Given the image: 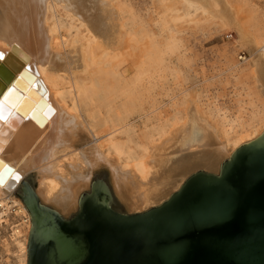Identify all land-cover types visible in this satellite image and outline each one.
I'll list each match as a JSON object with an SVG mask.
<instances>
[{
    "label": "bare ground",
    "instance_id": "1",
    "mask_svg": "<svg viewBox=\"0 0 264 264\" xmlns=\"http://www.w3.org/2000/svg\"><path fill=\"white\" fill-rule=\"evenodd\" d=\"M162 3L164 14L172 16L165 27L170 23L174 29L189 18L188 12L173 16L179 12L174 7L183 6L205 20H216L222 29L237 28L240 43L247 38L224 0ZM123 14L124 9L116 8L112 0H0V54L4 56L0 77L11 76V81L19 77L12 87L15 94L9 92L0 101V203L7 212L8 203L16 206L21 222L2 243L16 249L17 264L27 263L31 228L27 210L14 196L25 176L36 175L38 198L65 213L74 207L91 174L105 167L116 198L127 211L139 212L154 205L172 184L171 178L203 165L215 169L219 160L264 132L258 113L247 122L237 119L238 126L212 125L197 118L199 126L184 117L170 130L165 120L143 129L139 137L144 146H136L141 153L126 151L133 142L126 114L134 94L126 92ZM129 55L135 66L144 52ZM145 56L149 57L146 50ZM263 69L264 55L251 63L249 76L255 93L264 95ZM1 78L0 90L7 83ZM28 91L29 100L15 110ZM199 148L209 149L201 162H188L179 169L173 165L172 155ZM172 185L178 190L181 183ZM6 211L0 225L7 223Z\"/></svg>",
    "mask_w": 264,
    "mask_h": 264
},
{
    "label": "water",
    "instance_id": "2",
    "mask_svg": "<svg viewBox=\"0 0 264 264\" xmlns=\"http://www.w3.org/2000/svg\"><path fill=\"white\" fill-rule=\"evenodd\" d=\"M4 77L0 101L15 94L19 79ZM16 196L31 223L26 264H264V132L238 147L217 175L197 171L140 213L115 212L101 180L79 197L68 220L42 205L24 180Z\"/></svg>",
    "mask_w": 264,
    "mask_h": 264
},
{
    "label": "rangeland",
    "instance_id": "3",
    "mask_svg": "<svg viewBox=\"0 0 264 264\" xmlns=\"http://www.w3.org/2000/svg\"><path fill=\"white\" fill-rule=\"evenodd\" d=\"M112 1L116 8L125 11L122 16L126 19V92L134 94L133 104L126 114L133 142L127 145L126 151L140 154L141 150L136 146H144L145 143L139 137L140 132L155 127L163 120L167 130L184 117L196 122L197 118H201L212 125L238 126L239 120L247 122L254 113H258L264 124V114L261 113L264 95L259 89L258 94L255 93L249 76L251 63L264 55V0H224L231 17L245 31L247 38L241 43L237 28L222 29L216 20H205L198 15L199 12L187 11L183 6H175L179 12L173 16L184 17L188 12L189 18L186 16L187 20L171 29L170 23H167L169 27L164 26V22H169L172 16L164 14L163 0ZM141 50L144 56L134 66L135 61L128 54L140 53ZM145 50L149 57L145 56ZM260 80L264 85V71ZM206 151L209 149L199 148L187 155H172V163L180 168L188 162H201ZM227 159L219 160L215 169H207L204 165L195 167L184 175L171 178L170 182L182 184L197 171L217 175L220 165ZM23 180L35 192L38 190L36 175H27ZM96 180L103 181L111 192L115 212L133 214L145 211H127L114 195L110 174L105 167L91 174L70 211L62 213L54 205L42 199L40 202L68 220L78 210L79 197L88 193ZM172 184L165 188V193L152 207L160 205L177 191ZM16 195H20V187L14 193L18 198ZM7 237L0 230V264H17L14 256L16 249L13 246L3 247L2 240Z\"/></svg>",
    "mask_w": 264,
    "mask_h": 264
},
{
    "label": "built area",
    "instance_id": "4",
    "mask_svg": "<svg viewBox=\"0 0 264 264\" xmlns=\"http://www.w3.org/2000/svg\"><path fill=\"white\" fill-rule=\"evenodd\" d=\"M8 212L5 210V206L0 203V218L4 217V212H7V215L5 216L7 223L3 222L2 225H0V230L3 231V233H6L7 236L11 233L12 229H17L18 225L20 226L21 222L18 221V216L16 215L17 207L12 206L11 203H8ZM26 220V218L24 219Z\"/></svg>",
    "mask_w": 264,
    "mask_h": 264
},
{
    "label": "snow or ice",
    "instance_id": "5",
    "mask_svg": "<svg viewBox=\"0 0 264 264\" xmlns=\"http://www.w3.org/2000/svg\"><path fill=\"white\" fill-rule=\"evenodd\" d=\"M4 59V56L3 54H0V60H3ZM18 178V177H17Z\"/></svg>",
    "mask_w": 264,
    "mask_h": 264
}]
</instances>
